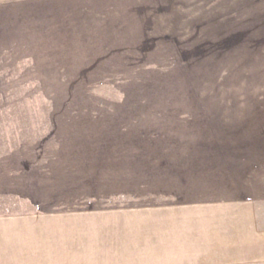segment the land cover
<instances>
[{
	"label": "rangeland",
	"instance_id": "374dc122",
	"mask_svg": "<svg viewBox=\"0 0 264 264\" xmlns=\"http://www.w3.org/2000/svg\"><path fill=\"white\" fill-rule=\"evenodd\" d=\"M254 136L264 0H0V214L210 195Z\"/></svg>",
	"mask_w": 264,
	"mask_h": 264
},
{
	"label": "crops",
	"instance_id": "0c3cea01",
	"mask_svg": "<svg viewBox=\"0 0 264 264\" xmlns=\"http://www.w3.org/2000/svg\"><path fill=\"white\" fill-rule=\"evenodd\" d=\"M255 145L264 137L223 154L228 168L210 195L201 176L174 204L0 214V264H264V147Z\"/></svg>",
	"mask_w": 264,
	"mask_h": 264
}]
</instances>
